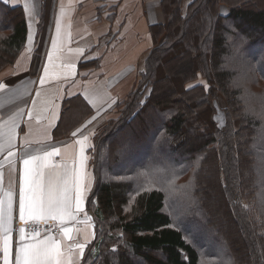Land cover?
<instances>
[{
  "label": "trees",
  "instance_id": "1",
  "mask_svg": "<svg viewBox=\"0 0 264 264\" xmlns=\"http://www.w3.org/2000/svg\"><path fill=\"white\" fill-rule=\"evenodd\" d=\"M220 1L193 0L182 16V0H162L164 24L150 27L155 47L91 149L94 239L81 264H264V110L245 100L248 93L264 98V0H223L225 16ZM49 4L41 8L34 75L48 40ZM26 36L23 9L0 0V71L15 64ZM243 70L254 77L250 90L238 86ZM199 76L224 98L222 127ZM205 213L221 232V251L197 242L212 238ZM195 231L203 233L198 240Z\"/></svg>",
  "mask_w": 264,
  "mask_h": 264
},
{
  "label": "crops",
  "instance_id": "2",
  "mask_svg": "<svg viewBox=\"0 0 264 264\" xmlns=\"http://www.w3.org/2000/svg\"><path fill=\"white\" fill-rule=\"evenodd\" d=\"M1 1L9 7H21L27 26L25 46L17 61L0 71V83L6 85L5 90L0 92V125L10 119L17 124L13 149L16 156L9 158L15 161L14 165L4 160L7 150L0 154V163L4 165L3 188L7 190L11 182L15 194L10 256L14 264L15 249L20 243L15 225L23 224L19 221L18 200L22 159L26 154H40L57 148L60 155L53 156L52 161L71 167L74 161L79 160L81 145L77 141H83L84 171L91 183L84 193V211L77 216V220L87 218L89 223L72 221L64 225L73 228L74 237V240H66L65 243L88 241L86 249L94 239V220L88 210V197L94 181L91 149L103 123L112 119V112L118 108L119 102L127 98L135 86L137 74L144 70V62L155 47L150 27L163 25L164 16L162 0H50L48 40L42 62L34 75L31 60L39 37L41 8L47 0H31L32 15L25 10L26 0ZM192 1L182 0V16L187 14ZM226 11L222 7L220 14L225 16ZM58 20L61 24L59 39L56 32ZM81 63L92 64L81 69ZM45 69L48 76H45ZM41 78L45 80L43 86ZM74 132L76 135H73ZM29 224L32 222L29 221ZM47 225L51 227V234L61 239L58 222L50 221ZM47 234L48 230L42 232L41 238ZM0 254V264H3L2 251ZM72 259L74 264H81L78 250L74 251Z\"/></svg>",
  "mask_w": 264,
  "mask_h": 264
},
{
  "label": "snow or ice",
  "instance_id": "3",
  "mask_svg": "<svg viewBox=\"0 0 264 264\" xmlns=\"http://www.w3.org/2000/svg\"><path fill=\"white\" fill-rule=\"evenodd\" d=\"M25 10L32 15L31 0H26ZM63 14L64 9L62 8L61 16ZM56 32L57 39H59L61 33L59 20L56 23ZM55 47L56 40L53 41V48ZM49 59L51 60V57ZM45 76H48L47 69H45ZM40 83L44 85V78H41ZM5 88L6 85L0 83V92H3ZM39 95L40 93L37 92V96ZM29 118L31 119V112H29ZM16 128L17 124L12 119L0 125V154L7 150L4 160L10 165L15 163L9 158L16 156L13 150ZM73 135L76 133L74 132ZM84 140H87V137H84ZM77 143L81 145L79 160L74 161L71 167L52 161L53 156L60 155V150L57 148L40 154H26L23 157V172L19 182V221L25 225L31 221L32 231L26 233L25 227L19 228L20 243L15 249L14 264H74L72 257L75 250H78L79 258H83L88 241L66 244V240H74V237L73 228L64 226L72 221L89 223L87 218L83 221L77 220V216L84 211V193L91 183L84 171L86 158L83 141H77ZM3 167V163H0V251L3 253V264H13L10 256L15 194L11 182L7 190L3 188ZM50 221L58 222L61 239L51 234V227L48 229L49 234L41 238L43 230L39 227L40 223L48 224Z\"/></svg>",
  "mask_w": 264,
  "mask_h": 264
},
{
  "label": "rangeland",
  "instance_id": "4",
  "mask_svg": "<svg viewBox=\"0 0 264 264\" xmlns=\"http://www.w3.org/2000/svg\"><path fill=\"white\" fill-rule=\"evenodd\" d=\"M250 7H253V4H248ZM225 8L227 11H226V14L225 15H227L228 13H229V10H230V6H228L227 4H226V2H224L223 0H221L220 2H219V13H220V9L221 8ZM210 13H212L213 14V12H212V10L210 11ZM255 54L256 55H261V47H259L258 49H257V51L255 52ZM249 56H250V54L249 53H247L245 56H244V58H249ZM177 63H180V65L182 64V62H177ZM177 66V65H176ZM262 68H263V70H264V63H263V65H262ZM243 77H239L238 78V86H240L241 87V85H243L244 84V86H245V88L246 89H248V90H250V87L252 88V84H253V79H254V77H248V73L245 71V70H243ZM137 77V76H136ZM186 78V77H185ZM198 83H201V84H203L204 86H205V88L209 91V93L211 94V96H210V98H211V100H212V104L214 105V109H215V116H214V119H215V121H216V123L218 124V126L219 127H222L223 125H225V123H224V121H225V116H224V111H225V108H226V104H225V101H224V98L222 97V95H220L219 93L218 94H215V93H213V92H211L210 90H209V86L206 84V81H205V78L204 77H202V76H199V78H198ZM182 82V81H181ZM259 88H260V86H259ZM146 92V94H147V91H148V89L146 88V90H145ZM249 94V93H248ZM246 95V97H245V100H246V104H247V106H253L254 104H256L258 101L261 103V107H262V109L264 110V98H260V97H256V99H252V98H248V97H250L249 95ZM247 98H248V100H247ZM183 103V102H182ZM182 103H177V108H181V105H182ZM76 108H78L79 109V106H76ZM115 116H117V109H115L113 112H112V118L113 117H115ZM109 117V116H108ZM104 125L106 124V123H103ZM262 136L263 137H261V139H260V141L261 142H263L264 141V135L262 134ZM151 150L150 151H153L154 150V147H149ZM263 156H264V152H263ZM148 157V155H147V152H144V151H142V154H140L139 155V158L141 159V160H144V159H146ZM259 162L260 161H256V163H255V166H254V169H256V167L257 168H259ZM121 168L122 169H124L125 168V166L124 165H121ZM255 172H256V170H255ZM258 172H260V173H262L263 174V171H262V167H260L259 168V170H258ZM152 174H154V172H153V170H152ZM89 198V197H88ZM91 200H92V198H91ZM174 200V199H173ZM182 206V203L180 202V201H178V202H175V204H174V206H173V209H174V211L175 212H177L178 210H179V208ZM94 208H95V204H94ZM211 209H213V208H210L209 206H205V211L207 212V213H209L210 214V212H212V210ZM90 212V211H89ZM205 219H207L206 220V222H208V221H210L208 218H209V216H208V214H206L205 213ZM218 219H219V224H220V222L223 220V217H221L220 218V216H218ZM93 220V219H92ZM204 224H205V221L203 220L202 221ZM211 222V221H210ZM208 223V227H210L209 229H208V231L211 233V235H212V238H210L209 236H207V238L205 237V239H207L208 240V245H206V242H204V240L202 241L200 238H199V240L197 239L198 237H200V236H203V233H199V232H197V231H195L194 233H193V238L196 240H198L197 242H198V244L199 245H201V246H205V249H207V250H211V251H213V252H217V251H221V248L219 247V246H217V243H219L220 242V240H219V237L221 238V240H222V235H221V232L220 231H218L217 230V228H216V226H215V223L214 222H211V223ZM93 224H94V227H95V223L93 222ZM101 227H102V224L99 226V230H101ZM194 227L197 229V225L196 224H194ZM196 229H194V230H196ZM104 231V230H103ZM216 241V242H215Z\"/></svg>",
  "mask_w": 264,
  "mask_h": 264
},
{
  "label": "built area",
  "instance_id": "5",
  "mask_svg": "<svg viewBox=\"0 0 264 264\" xmlns=\"http://www.w3.org/2000/svg\"><path fill=\"white\" fill-rule=\"evenodd\" d=\"M20 227H25L26 233L32 231V224L24 225V224L17 223L15 225V232H19L18 230ZM39 227L43 230L42 232L47 231L49 229V226L47 224H43V223H40ZM55 233H56V231H55Z\"/></svg>",
  "mask_w": 264,
  "mask_h": 264
}]
</instances>
